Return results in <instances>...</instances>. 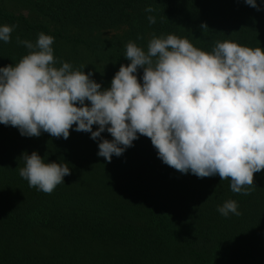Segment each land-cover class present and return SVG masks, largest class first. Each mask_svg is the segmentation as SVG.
I'll return each instance as SVG.
<instances>
[{
    "label": "trees",
    "instance_id": "16d2710c",
    "mask_svg": "<svg viewBox=\"0 0 264 264\" xmlns=\"http://www.w3.org/2000/svg\"><path fill=\"white\" fill-rule=\"evenodd\" d=\"M256 3L259 10L245 0H0V26H16L10 42L0 41V67L28 54L17 37L35 43L41 32L54 37L58 61L92 72L102 89L130 63L127 43L147 51L153 34L206 52L225 40L264 50V0ZM138 136L108 162L97 155L99 141L75 125L65 140L0 124V264H264V170L251 194L235 193L218 175L169 167ZM34 151L70 168L51 194L19 175L21 156ZM228 200L241 215L220 214Z\"/></svg>",
    "mask_w": 264,
    "mask_h": 264
},
{
    "label": "clouds",
    "instance_id": "9594fccd",
    "mask_svg": "<svg viewBox=\"0 0 264 264\" xmlns=\"http://www.w3.org/2000/svg\"><path fill=\"white\" fill-rule=\"evenodd\" d=\"M245 3L259 10L256 0ZM147 19L156 23L155 16ZM15 27L0 26V41L10 42ZM17 43L29 52L15 65L0 67V124L22 136L45 132L65 140L75 125V131L99 141L97 155L108 162L132 147L139 134L150 138L158 158L178 172L218 175L231 181L233 192L251 194L254 174L264 170L261 47L225 40L206 52L186 38L153 34L147 51L127 43L130 63L121 64L110 87L102 89L92 72L57 60L53 36L41 32L35 43L19 37ZM138 69H143L142 82ZM105 131L113 139L103 138ZM21 157L19 175L44 193L51 194L71 174L67 163H45L35 151ZM217 210L225 217L241 215L234 200Z\"/></svg>",
    "mask_w": 264,
    "mask_h": 264
}]
</instances>
